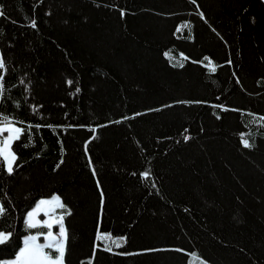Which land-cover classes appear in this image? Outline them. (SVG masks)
Masks as SVG:
<instances>
[{
    "label": "trees",
    "instance_id": "trees-1",
    "mask_svg": "<svg viewBox=\"0 0 264 264\" xmlns=\"http://www.w3.org/2000/svg\"><path fill=\"white\" fill-rule=\"evenodd\" d=\"M0 13V121L22 130L11 174L0 156V263L56 195L64 264H264V0Z\"/></svg>",
    "mask_w": 264,
    "mask_h": 264
},
{
    "label": "snow or ice",
    "instance_id": "snow-or-ice-1",
    "mask_svg": "<svg viewBox=\"0 0 264 264\" xmlns=\"http://www.w3.org/2000/svg\"><path fill=\"white\" fill-rule=\"evenodd\" d=\"M33 27H35L34 22H33ZM182 27H187V25H183ZM177 30L180 31L181 29L178 28ZM205 59H208V58H205ZM4 67H5L4 62L2 59H0V69H4ZM211 70L215 71V67L213 66ZM2 79H3L2 76H0V80ZM0 87H2V85H0ZM77 91H79V89H77ZM6 120L7 118H4V121ZM0 123H3V121H0ZM5 130L16 134L15 136L9 137L8 140L19 139V135L22 132L21 129L12 127L10 126V124L7 127L0 126V132H3ZM8 140H5L3 142V146L0 147V156H3L4 159L8 162L7 170L9 174H11L13 171L12 162L15 160V156L13 153L7 150ZM244 145L245 147H251V145L248 144L247 140H244ZM147 175L148 173H144L145 177H147ZM45 205L51 206L52 208H64L65 207V205L62 202H60V199L58 196H53L50 200L39 201L38 204L36 205V208H34L32 211H30L27 214V217L25 219V224L27 228L33 229V228H37L38 226H41V227H47L49 229V231L45 235V240L47 242L45 244H40L37 242L38 241L37 235L27 236L24 241V247L20 249L13 264H64L65 241L67 239V234H66V229L63 224V220H64V215H67L70 213H65L64 215L56 217L52 220H45L41 224L40 221L36 220V216L42 210V206H45ZM4 213H5V208L3 207V205H0V216H2ZM45 215H48L47 211L45 212ZM53 223L59 225V233H58L59 238L54 236L51 231ZM10 235H11L10 233L5 234L3 232H0V244L7 242ZM97 239L98 240H108L110 239V234H98ZM112 243L117 244V246H119L118 242L115 240H113ZM45 249L54 250L56 255L53 257L51 252H46Z\"/></svg>",
    "mask_w": 264,
    "mask_h": 264
},
{
    "label": "rangeland",
    "instance_id": "rangeland-1",
    "mask_svg": "<svg viewBox=\"0 0 264 264\" xmlns=\"http://www.w3.org/2000/svg\"><path fill=\"white\" fill-rule=\"evenodd\" d=\"M9 124H1L0 123V126H4V127H7ZM10 126H12V127H15L14 125H12V124H10ZM15 128H17V127H15ZM16 134L15 133H13V132H9V131H7V130H5V131H3V132H0V147H2L3 146V142L5 141V140H8V138L9 137H11V136H15ZM12 140L13 139H10V140H8V151L9 152H11L12 153V151L10 150V144H11V142H12ZM2 158H3V160H4V162H5V166H6V168L8 169V162L4 159V157L3 156H1ZM13 163V162H12ZM56 196V195H55ZM52 197H50V198H43V199H40L39 201H41V200H50ZM60 199V198H59ZM38 201V202H39ZM38 202H37V204H38ZM60 202H61V200H60ZM36 204V205H37ZM36 205H35V207L34 208H36ZM33 208V209H34ZM32 209V210H33ZM58 209L59 208H52L51 206H48V205H45V206H42V210L38 213V215L36 216V220H38V221H40L41 222V224L43 223V221H45V220H52V219H54V218H56V217H59V216H61V214H59L58 213ZM32 210H30V211H32ZM29 211V212H30ZM48 212V215H45V212ZM64 224V223H63ZM49 231V229L47 228V227H43V228H41L38 232H36V233H32V234H28L27 236H30V235H37L38 236V243H40V244H45L47 241L45 240V235L47 234V232ZM51 231H52V233H53V235L54 236H56L57 238H59L58 237V233H59V225L58 224H55V223H53L52 224V228H51ZM3 233H5V232H3ZM5 234H7V233H5ZM41 234H43V235H41ZM26 236V237H27ZM25 237V238H26ZM41 237V238H40ZM24 241H25V239H24ZM24 247V242H23V246L21 247V248H23ZM45 251L46 252H51V254L53 255V257L56 255V253L54 252V250H50V249H45ZM19 253V252H18ZM17 253V254H18ZM17 256V255H16ZM16 256L14 257V258H12V259H7V260H3L0 264H13V262L15 261V259H16Z\"/></svg>",
    "mask_w": 264,
    "mask_h": 264
}]
</instances>
